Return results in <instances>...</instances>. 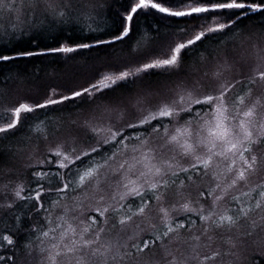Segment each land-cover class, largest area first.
Instances as JSON below:
<instances>
[{
    "label": "snow or ice",
    "instance_id": "1",
    "mask_svg": "<svg viewBox=\"0 0 264 264\" xmlns=\"http://www.w3.org/2000/svg\"><path fill=\"white\" fill-rule=\"evenodd\" d=\"M255 16L264 0H0V63L104 56L87 87L13 105L0 73V264H225L264 233ZM71 31L90 40L3 52Z\"/></svg>",
    "mask_w": 264,
    "mask_h": 264
},
{
    "label": "trees",
    "instance_id": "2",
    "mask_svg": "<svg viewBox=\"0 0 264 264\" xmlns=\"http://www.w3.org/2000/svg\"><path fill=\"white\" fill-rule=\"evenodd\" d=\"M122 0H109V4L112 10H118ZM187 18H175L174 21H165L161 23L159 31L161 37H165L171 41L172 37L169 35L171 31L176 30L178 27H184ZM244 24L248 25L252 31H257L261 24H264V17L255 16L253 20H244ZM141 32L154 34L156 25L149 19L148 21L141 20L138 25ZM187 38V37H185ZM89 37H86L79 32H53L51 34L41 36L39 38V47L27 42V38L21 39L15 44L14 48H4L5 54H15V50H46L50 47H57L60 44H70L74 46L81 41L88 42ZM166 45L162 46L159 51L163 53L166 51ZM191 55V54H189ZM104 62L103 52L97 49H85L76 53H47L43 56H33L21 58L14 62L0 63V73L7 76L12 73L15 79L11 80L7 84V89L15 88L17 84L23 83L25 86H40L44 84L45 87L51 86L47 80H50L57 92L60 82L50 79L51 75H63L64 78L71 79L76 76H82V82L87 87L90 82H95L94 77L97 74V69L101 68ZM49 79H47V78ZM43 82V83H42ZM51 89V88H49ZM80 90V89H79ZM62 93V92H60ZM8 163L2 167L7 168ZM2 183V181H0ZM196 193L193 191V196ZM2 251V250H0ZM252 257L250 264H264V261H260L261 257Z\"/></svg>",
    "mask_w": 264,
    "mask_h": 264
},
{
    "label": "rangeland",
    "instance_id": "3",
    "mask_svg": "<svg viewBox=\"0 0 264 264\" xmlns=\"http://www.w3.org/2000/svg\"><path fill=\"white\" fill-rule=\"evenodd\" d=\"M82 76H76L74 78H64L63 75H54L52 74L50 79L60 82V84H56L59 86L58 90L60 92H64L65 89H74L79 90L85 86L81 79ZM47 78V77H46ZM49 79V78H47ZM48 84L53 86L50 80H47ZM43 83V82H42ZM26 84L19 83L15 88L8 89L7 99L3 102V105H13L17 101H23L25 98L29 99H39L45 93L50 92L52 88L51 86L45 87L44 84L40 86H25ZM39 89V96L36 95V90ZM3 105H0V110H2ZM44 145H41V151H43ZM8 167H18L16 161L9 160L7 161ZM6 168V167H4ZM258 179L254 177V180ZM2 195V193H0ZM261 257L260 261H264V233L257 234L251 238L249 246L246 248H240L236 250L235 255L229 256L226 258L225 264H250L252 257L256 256Z\"/></svg>",
    "mask_w": 264,
    "mask_h": 264
}]
</instances>
